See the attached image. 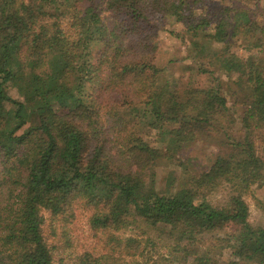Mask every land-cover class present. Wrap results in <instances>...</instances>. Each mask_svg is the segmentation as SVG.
Here are the masks:
<instances>
[{
    "label": "trees",
    "instance_id": "obj_1",
    "mask_svg": "<svg viewBox=\"0 0 264 264\" xmlns=\"http://www.w3.org/2000/svg\"><path fill=\"white\" fill-rule=\"evenodd\" d=\"M249 2L0 0V264H53L42 213L67 228L80 209L99 233L143 222L178 263L264 264L246 201L264 186V14ZM163 31L209 85L167 77ZM218 138L206 170L157 190L163 159ZM142 239L75 264H149Z\"/></svg>",
    "mask_w": 264,
    "mask_h": 264
},
{
    "label": "rangeland",
    "instance_id": "obj_2",
    "mask_svg": "<svg viewBox=\"0 0 264 264\" xmlns=\"http://www.w3.org/2000/svg\"><path fill=\"white\" fill-rule=\"evenodd\" d=\"M221 1V0H216ZM218 7L230 5V2H220ZM248 6H258L259 13L264 14V0H250ZM241 7V6H239ZM162 46L159 55V65L164 67L167 77L193 76V81L196 85H209L210 81L207 76L191 74V60H185L187 53L181 41L167 37V34L161 32ZM170 59H178L179 62L167 64ZM183 59V60H182ZM234 133V132H233ZM221 138L218 142L204 141V143H191L175 155L172 160L163 159L156 167V187L158 191L171 189L177 191L182 189L187 178L190 176H198L206 170L214 161L219 153H223ZM161 147V144L159 145ZM254 195L247 197L246 201L250 208V223L253 226H264V186L261 188L253 187ZM229 187L222 185L212 195L207 196L214 205L221 204L227 198ZM263 207H262V206ZM43 234L48 247L53 254V264H75L76 259L85 252L93 253L94 255L112 254L117 257V251L114 241L118 239H127L130 237L143 238L142 240L149 242L152 246L153 253L146 257L153 258V262L149 264H182L178 263L175 257L169 255L170 249L166 245L171 242L166 236L156 230L147 227L143 222L138 221L120 231H110L108 233H99L93 231L89 226V212L85 209H80L77 212L76 220L69 225H63L53 219L50 213L44 211ZM150 254V253H149ZM220 257L221 264L229 260V251H225L223 260ZM155 261V262H154Z\"/></svg>",
    "mask_w": 264,
    "mask_h": 264
}]
</instances>
